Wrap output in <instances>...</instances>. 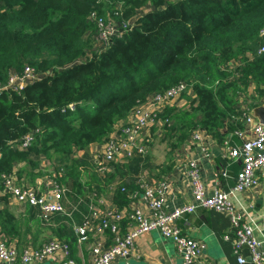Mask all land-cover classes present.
Returning a JSON list of instances; mask_svg holds the SVG:
<instances>
[{"label":"trees","instance_id":"16d2710c","mask_svg":"<svg viewBox=\"0 0 264 264\" xmlns=\"http://www.w3.org/2000/svg\"><path fill=\"white\" fill-rule=\"evenodd\" d=\"M92 13L133 22L101 46L89 35ZM263 29L264 0H0V85L11 69L20 72L25 65L45 73L20 91L0 92V175L33 178L41 172L30 155L45 156L65 187V211L48 221L30 205L17 214L0 210L2 233L19 236L18 247L45 229L75 242L73 227L91 215L88 192L101 195L115 183L114 202L126 203L149 167L148 151L112 161L96 175L85 150L105 142L152 94L180 81L192 88V95L182 93L188 106H171L161 115L170 121L164 134L175 136L171 149L196 128L224 136L219 128L230 127L229 118L239 112L235 96L253 84L252 93L264 97V52L258 53ZM236 59L241 69L229 68ZM247 97L254 107L255 97ZM29 131H36L30 147H14Z\"/></svg>","mask_w":264,"mask_h":264},{"label":"built area","instance_id":"2783aa9c","mask_svg":"<svg viewBox=\"0 0 264 264\" xmlns=\"http://www.w3.org/2000/svg\"><path fill=\"white\" fill-rule=\"evenodd\" d=\"M147 8L152 10L153 6ZM143 13L144 9L138 11V16H143ZM91 17L95 25L105 21L112 29L111 35L98 39L102 42L101 46L110 45V38L119 36L120 31L131 27L133 22V19L128 23L119 20L110 22L96 18L94 13ZM260 37H264V29ZM262 52H264V44L258 47V53ZM242 65L240 59L231 60L227 64L229 68L231 66L238 69H241ZM44 75L45 73L30 65H25L20 72L11 69L6 81L0 85V92L4 89L20 91L26 84L39 80ZM252 87L253 84L249 89L252 90ZM184 92L192 93V88L186 82L180 81L152 94L143 105L137 106L126 121L116 126L117 136H109L103 146L95 150L96 154L92 155L95 172L98 175L104 174L109 170L112 161H121L130 157L133 152L145 154L148 150L147 146L141 143L139 137L141 138L142 133L149 130L150 126L169 125V119L161 115L166 108L173 106ZM247 103H250V99L247 94H242L238 101L239 112L236 118L242 122L243 127L233 131L239 142L231 144L227 139L224 141L225 158L241 164L233 185L224 189L218 184L209 193L201 180L200 167L192 155L193 151L191 148L189 150L184 148L182 165L193 193L191 202L174 207L172 210H165L164 189L169 186V182L165 179L153 185L142 178L139 181V189L142 190V196L150 210L148 215L141 212L135 203L139 190L129 192L128 204L123 208L112 202L106 204L105 198L95 191L91 194L88 192L91 198V215L73 227L75 242L51 237L39 246L27 244L18 247L17 243L10 244L0 240V264H41L47 261L52 264H78L71 254L72 245L75 243L76 249L80 251L82 244L91 238L92 243L89 246L91 264H112L118 257L125 259L124 264H131L129 256L135 252L136 239L150 231H157L160 235L171 238L183 264H207L202 258L204 243L186 236L177 225L179 218L192 213L196 208L213 209L229 218L230 227L236 237L233 252L240 264L246 261L241 252L243 246L250 249L252 264H264V254L259 249L261 242L254 234L253 225L243 220L244 215L235 210L231 201V197L237 192H243L258 184L257 171L264 167V125L250 115L251 105ZM68 107L72 109L73 104H69ZM35 132L29 131L23 134L14 147L27 150L34 141ZM203 132L205 131L200 129L189 140H200ZM56 176L55 172L49 173L48 177L36 178L34 182L25 184L18 182L13 174H2L0 198L8 197L19 209L23 208L22 210L25 205H30L38 210L42 219L48 221L50 216L65 211L63 203L65 187L57 181ZM121 191L126 189L121 188ZM105 233H109L107 238L111 237L110 243L102 241ZM225 238L228 239L229 236L226 235Z\"/></svg>","mask_w":264,"mask_h":264},{"label":"crops","instance_id":"0c3cea01","mask_svg":"<svg viewBox=\"0 0 264 264\" xmlns=\"http://www.w3.org/2000/svg\"><path fill=\"white\" fill-rule=\"evenodd\" d=\"M189 94L192 95L190 92ZM247 94H252L255 97V99L252 100V103L256 104L255 106L264 104V97L253 94L251 88H248ZM183 103L185 104L184 107L188 106L185 99L180 97L178 101L174 102L173 106L180 108V105L182 106ZM252 107L251 105V108ZM236 116L237 115H232L231 121L229 118V122L232 123V125L228 123L230 127L227 128L226 126L219 128V133H224L226 136L224 134V136H218L207 130V133L203 132L200 140L191 141L189 138L180 145V149H170L169 155L171 158H163L158 166L157 164L155 167L153 166L155 170L153 173L149 172L151 175H147V173H144L147 171H145V169L143 170L141 178L146 180L149 184L153 185L164 179L169 182V186L164 189L165 210H172L174 207L183 206L193 199V193L189 186V178L186 176L185 169L182 165V156L184 154L182 150L184 148L186 150L191 148L193 151L192 155L200 167L201 180L209 193L218 184L224 189L234 184L241 164L238 161L225 158L224 141L227 139L231 144L239 142V138L233 134V131L237 128H242L243 124ZM154 127L161 128V126H150V130L142 133L140 141H142L143 138L148 139V137L151 136V131L155 130ZM110 136H117V130H114ZM103 144V141L101 143H92L87 147V152H90V150L94 151L98 147H102ZM30 156L38 161L39 164L47 160L44 156H34V154ZM39 164L37 167H39ZM19 167L24 168L21 164L17 165V168ZM28 167L29 169H26L30 171L31 168L30 166ZM51 170L49 171L52 172ZM257 176L259 182L256 186L243 192H237L231 197V201L233 202L235 210L244 215L243 220L253 225L254 234L258 241L261 242L259 249L264 254V167L259 168ZM28 177L29 178H26L22 175L18 182L25 184L30 181L34 182L38 176H34L33 178L30 176ZM114 186L115 183L106 186L101 192V195L105 198L104 201L106 204L112 202L118 206V204L114 202V194L116 191V187ZM141 191L142 190L139 189L138 195L135 198V203L141 212L148 215L150 210ZM10 203H13L15 206L17 205L8 197H5V199L0 198V210L7 209V205ZM127 204L128 197L127 202L118 207L123 208L126 207ZM20 211L22 210H17L15 214ZM52 216H50V218ZM177 225L183 234L204 243L205 248L202 253V258L207 264H240L233 252V243L236 237L230 227L229 218L225 214L213 209L196 208L192 213H188L179 218L177 220ZM107 235H109V233H105V235L102 236V241L110 243L111 237L107 238ZM226 235L229 236L228 239L225 238ZM0 240L7 241L10 244H16L22 239L17 235L11 237L9 235L7 236L2 233L0 229ZM45 240L46 237L44 235L38 237L28 235L26 241H23L22 244L39 246L45 242ZM91 243L92 238L82 244V249L80 251L76 249V244L73 243L71 254L78 264H91V253L89 250ZM241 252L246 258L243 264H252L250 249L247 246H243ZM124 261L125 259L123 257H118L112 264H124ZM129 261L131 264H183L173 240L160 235L157 231H150L149 233L140 235L136 239L135 252L130 254Z\"/></svg>","mask_w":264,"mask_h":264},{"label":"rangeland","instance_id":"374dc122","mask_svg":"<svg viewBox=\"0 0 264 264\" xmlns=\"http://www.w3.org/2000/svg\"><path fill=\"white\" fill-rule=\"evenodd\" d=\"M95 25V23H94ZM112 33V29L110 28V25L108 24V22L103 21L102 23H97L94 26L93 32L89 33V35H93L94 37H96L97 39H102L103 37H108L109 35H111ZM111 42V38L110 41ZM92 47V46H91ZM243 60V59H242ZM253 89V87H252ZM239 98V96H235L234 99L237 102V99ZM180 108H185L184 105L180 106ZM117 127L114 128V130ZM155 130L151 131V136L148 137V139L143 138V140L141 141V143L145 146H147V155L149 157V167H147L145 169L144 173H147V175H151L150 173L154 172V167L157 164V166L159 165L160 161L164 158V159H169L171 158L170 154V149L172 148V143L173 140L175 139V136L173 134H170V136L164 134V132L166 131V128L162 125L161 128L159 129L154 127ZM201 129V128H200ZM199 128H196L192 134V136H190L191 138H193V135L200 130ZM150 130V128H149ZM203 131H205L207 133V131L205 129H202ZM160 132V133H159ZM145 137V136H143ZM189 137V138H190ZM152 138V140H151ZM139 139H141L139 137ZM176 149V148H175ZM87 151V148L86 150ZM84 151V152H85ZM81 154V153H79ZM87 154L90 155V157L92 158V155L96 154L95 150L92 151L90 150V152H87ZM146 154V153H145ZM45 158V156H44ZM25 168L29 169L28 166H32L29 165L28 163L23 164ZM154 166V167H153ZM53 165H52V161L47 159L43 162H40L38 170L41 172L39 175H37V178H41V177H48L49 176V170L53 171ZM150 172V173H149ZM53 173V172H52ZM93 174H96V172L93 171ZM97 175V174H96ZM23 177L29 178L28 175H23ZM145 177V176H143ZM85 180V178H83V181ZM130 193H128L129 195ZM23 208H21L20 210H22ZM7 211H10L11 213H15L17 210H19V207L16 205H14L13 203H10L7 205V209H5ZM52 233L45 229L43 230V232L41 233V235H44L46 237V240L54 237L53 235H51ZM45 240V241H46Z\"/></svg>","mask_w":264,"mask_h":264},{"label":"water","instance_id":"95a60500","mask_svg":"<svg viewBox=\"0 0 264 264\" xmlns=\"http://www.w3.org/2000/svg\"><path fill=\"white\" fill-rule=\"evenodd\" d=\"M250 115H252L257 121L264 125V104L254 106L250 109ZM41 264H52L50 261Z\"/></svg>","mask_w":264,"mask_h":264}]
</instances>
